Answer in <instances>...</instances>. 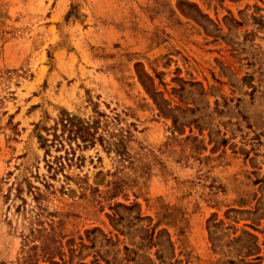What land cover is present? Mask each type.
Wrapping results in <instances>:
<instances>
[{
  "label": "rangeland",
  "instance_id": "obj_1",
  "mask_svg": "<svg viewBox=\"0 0 264 264\" xmlns=\"http://www.w3.org/2000/svg\"><path fill=\"white\" fill-rule=\"evenodd\" d=\"M0 264H264V0H0Z\"/></svg>",
  "mask_w": 264,
  "mask_h": 264
},
{
  "label": "trees",
  "instance_id": "obj_2",
  "mask_svg": "<svg viewBox=\"0 0 264 264\" xmlns=\"http://www.w3.org/2000/svg\"><path fill=\"white\" fill-rule=\"evenodd\" d=\"M91 126L92 124L84 122L76 116L63 114L52 128L50 138H45L43 140V146L59 149L64 146V141L66 140H80L83 145L93 144L96 138H94V135L91 132ZM47 148L46 151H48ZM55 160V170H59L62 168V163L60 162L59 157H55ZM49 165V167L52 166L51 164Z\"/></svg>",
  "mask_w": 264,
  "mask_h": 264
}]
</instances>
